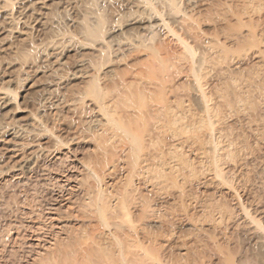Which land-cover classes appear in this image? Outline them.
Masks as SVG:
<instances>
[{"label":"rangeland","instance_id":"374dc122","mask_svg":"<svg viewBox=\"0 0 264 264\" xmlns=\"http://www.w3.org/2000/svg\"><path fill=\"white\" fill-rule=\"evenodd\" d=\"M263 77L264 0H0V264H264Z\"/></svg>","mask_w":264,"mask_h":264},{"label":"bare ground","instance_id":"6f19581e","mask_svg":"<svg viewBox=\"0 0 264 264\" xmlns=\"http://www.w3.org/2000/svg\"><path fill=\"white\" fill-rule=\"evenodd\" d=\"M170 32V31H169ZM128 48V47H127ZM120 49H122V48H120ZM79 65V64H78ZM93 65V64H92ZM87 70V69H86ZM82 71V70H81ZM141 72V71H140ZM139 74H141V73H139ZM161 75V74H160ZM134 77V76H133ZM135 78V77H134ZM137 78V77H136ZM263 79H264V77H263ZM91 81V80H90ZM120 81H122V80H120ZM134 81H137V80H134ZM117 81H115V83H116ZM119 82V81H118ZM124 83V82H123ZM125 83H126V80H125ZM121 85V84H120ZM241 85V84H240ZM116 86V85H115ZM118 86H119V84H118ZM122 86V85H121ZM120 86V87H121ZM158 86V85H157ZM243 86V85H242ZM251 87V86H250ZM152 88V87H151ZM260 88V87H259ZM86 89V88H85ZM137 89V88H136ZM113 90H116V89H113ZM151 90V89H150ZM156 90V89H155ZM154 90V91H155ZM105 91H106V89H105ZM112 91V90H111ZM123 91V90H122ZM152 91V90H151ZM145 93V92H144ZM150 93V92H149ZM158 93V92H157ZM156 93V94H157ZM80 94H81V92H80ZM151 94V93H150ZM100 95V94H99ZM98 95V96H99ZM108 95V94H107ZM261 95V94H260ZM264 95V94H263ZM111 96V95H110ZM130 96V95H129ZM149 96V95H148ZM162 96V95H161ZM100 97L102 98L101 100H103V99H106L107 101H111L110 99L108 100V98H103V95H100ZM106 97H108V96H106ZM112 97V96H111ZM122 97V96H121ZM114 98V97H113ZM117 98H118V96H117ZM67 99V98H66ZM65 99V100H66ZM119 99V98H118ZM121 99H123V98H121ZM136 99V98H135ZM148 99V98H147ZM147 99H145V101L147 100ZM154 100H155V98H154ZM51 101V100H50ZM71 101V100H70ZM122 101V100H121ZM144 101V102H145ZM104 102V101H103ZM114 102V101H113ZM123 102V101H122ZM125 102V101H124ZM140 102V101H139ZM157 102H160V101H157ZM106 103H108V102H106ZM119 104H120V102H118ZM128 103V102H127ZM127 103H126V106H127ZM136 103H137V101H136ZM146 103V102H145ZM144 103V105L143 106H145L146 104ZM181 103V102H180ZM7 104V103H6ZM124 104V103H123ZM122 104V105H123ZM143 104V103H142ZM142 104H141V106H142ZM147 104H149V102L147 103ZM50 105V104H49ZM106 105H108V106H106V107H104V112L107 114V115H109L110 116V118L108 119V121H107V124H109L110 125V128H113V130H115L116 131V135H121L122 137H128L129 139H131V141H132V145H133V149H134V151H136V152H138L139 154H140V157H139V159H138V161H136V165H137V167L140 169L141 168V172H139V173H145V172H147L148 171V169L150 168V164H149V158L147 157V154L145 153V150L147 149V147L149 146L150 147V144L149 143H147V141H146V135H148L149 137L151 136L150 134H151V132L153 133V131H151V127L152 126H149V122L148 123H145L144 124V127H143V130H141L140 128H142V126L143 125H141V123H140V121L142 122L143 120H141V119H145V117L147 116H151V112L150 111H145V109L143 110V111H141V110H138V111H127L126 109H124V110H126L127 111V113L126 114H124V116L125 117H123V112H122V115H120V117L117 119L116 117H115V111L113 110L116 106L114 105V103H113V107L114 108H112V103H111V105H109V104H106ZM118 105V104H117ZM139 105H140V103H139ZM155 105V104H154ZM120 106V105H119ZM124 106H125V104H124ZM129 106V107H128ZM128 108H130V107H132L133 105L132 104H128ZM140 106V107H141ZM149 106V105H148ZM170 106V105H169ZM248 106V105H247ZM174 107V106H173ZM67 108V107H66ZM144 108V107H143ZM152 108V107H151ZM153 108H155V110H152V113H154L155 112V114L157 113V112H161L162 110H161V108H156L155 106H153ZM175 108V107H174ZM116 109V108H115ZM79 110V109H78ZM172 110H173V108H172ZM188 110V109H187ZM256 110V109H255ZM59 111V110H58ZM215 111V110H214ZM218 111V110H217ZM56 112V111H55ZM91 112V111H90ZM162 112H164V110L162 111ZM171 112H173V111H171ZM61 113V112H60ZM191 113V112H190ZM161 114V113H160ZM173 114V113H172ZM153 115V114H152ZM171 115V114H170ZM174 116V115H173ZM92 117V116H91ZM54 118V117H53ZM125 118H126V120H125ZM148 118H150V117H148ZM147 118V119H148ZM158 118H162V117H158ZM170 118H172V119H174L175 121H177L176 120V117L174 118V117H171L170 116ZM169 118V119H170ZM94 119V118H93ZM101 119V118H100ZM127 119H131V120H133V121H135L136 123H137V121L139 122L138 124H135L134 126H128L129 125V123L127 122ZM146 119V120H147ZM172 119H171V122H173L172 121ZM130 120V121H131ZM140 120V121H139ZM150 120V119H149ZM61 121V120H60ZM94 121V120H93ZM98 121V120H97ZM180 121H182V120H180ZM34 122V121H33ZM104 122V121H103ZM126 122L128 123V125L126 124ZM196 122V121H195ZM258 122V121H257ZM97 123V122H96ZM133 123V122H132ZM163 123V122H162ZM174 123H176V122H174ZM143 124V123H142ZM33 125H34V123H33ZM157 125V124H156ZM158 125H159V123H158ZM107 126V125H106ZM155 126V125H154ZM167 126V125H166ZM177 126V125H176ZM161 127V126H160ZM159 127V128H160ZM6 128V127H5ZM28 128H29V126H28ZM108 128L109 127H107L106 129L108 130ZM109 128V129H110ZM153 128H155V127H153ZM152 128V129H153ZM164 128H167V127H164ZM163 128V129H164ZM182 128V127H181ZM188 128V127H187ZM156 129V128H155ZM160 129H162V128H160ZM159 129V130H160ZM185 129V128H184ZM112 130V131H113ZM158 130V128L154 131V132H156ZM178 130H179V128H178ZM140 131V132H139ZM141 131H144L143 133L144 134H142L141 133ZM168 131V130H167ZM180 131V130H179ZM186 131V130H185ZM5 132H7L8 134H12V138H13V134H15L16 133V130L15 129H13V128H8ZM40 132V131H39ZM98 132V131H97ZM108 132H110L109 130H108ZM114 132V131H113ZM112 132V133H113ZM159 132V131H158ZM160 132H161V134L163 133L161 130H160ZM17 133H19V132H17ZM100 133V132H99ZM97 134V133H96ZM95 134V135H96ZM110 134H111V132H110ZM154 134V133H153ZM166 134V133H165ZM77 135V134H76ZM99 135V134H98ZM102 135V134H101ZM112 135V134H111ZM111 135H110V137H109V140H110V142H111ZM156 136H158V134H155ZM154 135V136H155ZM15 136H17V134L15 135ZM35 136V135H34ZM100 136V135H99ZM105 136V135H104ZM109 135H107V137H108ZM117 136V137H118ZM167 136V135H166ZM32 137V136H31ZM106 136H105V138L106 139H108ZM120 137V136H119ZM145 137V138H144ZM28 138V137H27ZM121 138V137H120ZM155 138V137H154ZM102 139V138H101ZM148 139V138H147ZM150 139H152V138H150ZM159 138H156V141L158 140ZM169 139V138H168ZM170 139H172V138H170ZM181 139V138H180ZM14 140H16V139H14ZM86 140V139H85ZM117 139L115 138V140H113V142L114 141H116ZM153 140V139H152ZM184 140V139H183ZM8 141V140H7ZM11 141V140H10ZM18 141V140H17ZM148 141H151V140H149L148 139ZM154 141V140H153ZM205 141V140H204ZM208 141V140H207ZM94 142V141H93ZM103 142V141H102ZM107 142V141H106ZM112 142V143H113ZM118 142V141H117ZM159 142V141H158ZM154 143H156L155 141H154ZM176 143H177V141H176ZM208 143V142H207ZM46 144V143H45ZM102 144V143H101ZM103 144H104V142H103ZM118 144V143H117ZM116 143H115V145H117ZM124 144V143H123ZM122 144V145H123ZM111 145V144H110ZM113 145V144H112ZM153 145V144H152ZM193 145V144H192ZM209 145V144H208ZM104 146V145H103ZM103 146H102V148H103ZM160 146V145H159ZM20 147V146H19ZM109 147H111V146H109ZM113 147V146H112ZM111 147V148H112ZM117 147V146H116ZM121 147V146H120ZM169 147H170V145H169ZM32 148V147H31ZM115 148V147H114ZM162 148H164V147H162ZM168 148V147H167ZM179 148V147H178ZM67 149V148H66ZM106 149V148H105ZM108 149V148H107ZM110 149V148H109ZM117 149V148H116ZM130 149V148H129ZM166 149V148H165ZM111 150V149H110ZM128 150V149H127ZM148 150V149H147ZM157 150H159V149H157ZM106 151H108V150H106ZM112 151V150H111ZM110 151V152H111ZM116 151V150H115ZM122 151H124V150H122ZM160 151V150H159ZM163 151V150H162ZM167 151V150H166ZM165 151V152H166ZM99 152H100V150H99ZM164 152V153H165ZM112 153V152H111ZM120 153H121V151H120ZM129 153V152H128ZM157 153V152H156ZM171 153V152H170ZM169 153V154H170ZM102 154V153H101ZM108 154H109V152H108ZM122 154V153H121ZM148 154H150L149 152H148ZM152 154V153H151ZM161 154V153H160ZM159 154V155H160ZM118 155V154H117ZM124 155H125V153H124ZM153 155V154H152ZM155 155V154H154ZM156 155H158V153L156 154ZM157 156V158L159 157L160 158V156ZM164 155H166V154H164ZM15 156V155H14ZM20 156V155H19ZM102 156V155H101ZM36 157V156H35ZM93 157V156H92ZM126 157V156H125ZM154 157V156H153ZM152 157V158H153ZM156 157V156H155ZM171 157V156H170ZM31 158V157H30ZM34 158V157H33ZM115 158H117V157H115ZM152 158H150L151 160L150 161H154V160H152ZM158 158V159H159ZM173 158H175V157H173ZM29 159V158H28ZM98 159V158H97ZM114 159V158H113ZM128 159V158H127ZM162 159H164V158H162ZM115 160V159H114ZM118 160V159H117ZM120 160V159H119ZM118 160V161H119ZM173 160V159H172ZM176 160V159H175ZM96 161V160H95ZM106 161V160H105ZM112 161V160H111ZM174 161V160H173ZM98 162V161H97ZM157 162V161H156ZM155 161H154V163H156ZM90 163V162H89ZM91 163H94V162H91ZM112 163V162H111ZM122 163V162H121ZM153 163V162H152ZM95 164V163H94ZM109 164V163H108ZM93 165V164H92ZM97 165V164H96ZM107 165V164H106ZM110 165V164H109ZM156 165V164H155ZM158 165V164H157ZM162 165V164H161ZM95 165H93V167H94ZM98 167H99V165H97ZM102 166V165H101ZM100 166V167H101ZM104 166H105V164H104ZM96 167V166H95ZM115 167H117V165H116V163L115 164H113V167H112V171H113V168H114V170L116 169ZM102 168V167H101ZM101 168H99V169H101ZM104 168V167H103ZM97 168H95V170H96ZM98 169V170H99ZM137 169V168H136ZM159 170H160V168H158ZM162 169V168H161ZM182 169V168H181ZM43 170V169H42ZM95 170H94V172H95ZM109 170V169H108ZM163 170V169H162ZM161 170V171H162ZM112 171H110V172H112ZM116 171V170H115ZM96 172H99V171H96ZM154 171L152 170V173H153ZM164 172V171H163ZM179 172V171H178ZM101 173V172H100ZM150 173V172H149ZM162 173V172H161ZM136 174H138L137 172H136ZM162 174H164V173H162ZM102 175H103V172H102ZM101 175V176H102ZM114 175V174H113ZM140 175V174H139ZM32 176V175H31ZM141 176V175H140ZM151 177V176H150ZM43 178V177H42ZM147 178V177H146ZM153 179L154 178H156L155 177V175H154V177H152ZM141 179H143V178H141ZM144 180H145V176H144ZM149 180H151V178L149 179ZM158 180H159V178H158ZM161 180V179H160ZM86 181V180H85ZM142 181V180H141ZM148 182V181H147ZM146 183V182H145ZM92 184V183H91ZM144 184V183H143ZM154 184V183H153ZM164 184V183H163ZM145 185V184H144ZM160 185V184H159ZM172 185V184H171ZM97 186V185H96ZM147 186V185H146ZM93 187V186H92ZM136 187V186H135ZM171 187V186H170ZM117 188V187H116ZM119 188V187H118ZM134 189V188H133ZM147 189V188H146ZM151 189V188H150ZM172 189V188H171ZM93 190H94V188H93ZM97 191V190H96ZM118 191V190H117ZM137 191V190H136ZM94 192V191H93ZM139 192H140V190H139ZM119 195H120V193H118ZM118 194H117V196H118ZM129 194H131L130 192H129ZM97 195V194H96ZM139 195V194H138ZM171 195V194H170ZM94 196V195H93ZM131 196V195H130ZM130 196H128V197H130ZM142 196H146V195H142ZM51 197V196H50ZM108 197V196H107ZM114 197V196H113ZM128 197H127V199H128ZM96 198V197H95ZM110 198V197H109ZM117 198H119V197H117ZM131 198V197H130ZM129 198V199H130ZM143 197H141V199H142ZM145 198V197H144ZM128 199V200H129ZM135 199H136V197H135ZM138 199H140L139 197H138ZM140 199V200H141ZM120 200V199H119ZM118 199H117V201H119ZM109 201H110V199H109ZM116 201V205H117V202ZM131 201V200H130ZM136 201V200H135ZM131 202H133V198H132V201ZM140 202V201H139ZM143 202V204H145L144 203V201H142L141 200V203ZM104 203V202H103ZM110 203H111V201H110ZM109 203V206L112 204H110ZM141 203H140V205H141ZM143 204H142V206H143ZM108 205V204H107ZM116 205H115V207H116ZM118 205H119V203H118ZM117 205V206H118ZM131 206V205H130ZM108 207V206H107ZM106 207V208H107ZM114 207V208H115ZM112 208V207H111ZM109 209V208H108ZM111 210V209H110ZM114 210H116V208L114 209ZM113 210V211H114ZM51 212V211H50ZM82 212V211H81ZM89 213V212H88ZM61 214V213H60ZM119 214V213H118ZM94 215V214H93ZM124 215V214H123ZM61 216V215H60ZM150 216V215H149ZM163 217V216H162ZM110 218V217H109ZM134 218V217H133ZM114 219V218H113ZM21 220V219H20ZM113 223V222H112ZM22 227V226H21ZM94 227V226H93ZM93 229V228H92ZM102 230V229H101ZM114 230V229H113ZM142 231V230H141ZM103 232V231H102ZM116 232V231H115ZM155 232V231H154ZM144 234V233H143ZM106 235V234H105ZM160 235V234H159ZM29 237V236H28ZM94 237H96V236H94ZM98 237V236H97ZM106 237V236H105ZM27 238V237H26ZM85 238V237H84ZM126 239V238H125ZM124 239V240H125ZM81 240V239H80ZM86 240H87V238H86ZM1 242H3V241H1ZM97 242V241H96ZM4 243V242H3ZM130 243V242H129ZM123 244V243H122ZM128 244H124V246H127ZM132 245V244H131ZM129 246L128 245V247L126 248V249H124V250H126L127 251V254H128V252H129V250H132V247L133 246ZM136 246V245H135ZM135 246L133 247V249L135 248ZM55 248V247H54ZM112 250V249H111ZM136 250V249H135ZM134 250V251H135ZM133 251V250H132ZM134 251H133V253L132 254H134ZM38 252V251H37ZM81 253V252H80ZM97 253V252H96ZM111 253V252H110ZM135 253H136V251H135ZM83 254V253H82ZM113 254V253H112ZM138 255V254H137ZM78 256V255H77ZM136 256V255H135ZM85 257V256H84ZM132 257V256H131ZM81 259V258H80ZM85 259H87V258H85ZM131 259V258H130ZM137 259H139V258H137ZM132 260H134V259H132ZM112 261V260H111ZM2 262V261H1ZM94 262V261H93ZM129 262V261H128ZM80 263V262H79ZM135 263V262H134ZM87 264V263H86ZM176 264V263H175Z\"/></svg>","mask_w":264,"mask_h":264}]
</instances>
